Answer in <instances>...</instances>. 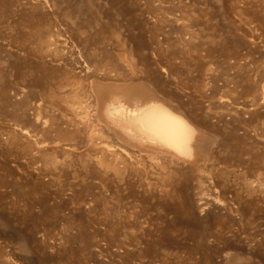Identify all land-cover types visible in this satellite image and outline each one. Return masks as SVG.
Here are the masks:
<instances>
[{"label": "rangeland", "instance_id": "374dc122", "mask_svg": "<svg viewBox=\"0 0 264 264\" xmlns=\"http://www.w3.org/2000/svg\"><path fill=\"white\" fill-rule=\"evenodd\" d=\"M78 25H132L130 32H122L144 39V54L153 67L157 54L170 51L180 66L179 59L187 55L182 44L192 32L195 44L224 46L230 59L222 69L208 65L204 52L198 54L203 67L194 75L200 78V92L188 90L182 98L193 100L215 127L239 141L246 165L231 167L232 194L240 198L243 184L253 189L257 175L262 194L241 201L231 195L226 203L202 209L195 204L193 214L182 219L116 212L140 211L141 204L65 200L72 191L60 189L55 170L40 175L43 100L34 68L41 64L55 70L56 64L37 52L32 32L38 28L53 49L59 31L75 43ZM106 46L118 52L115 41ZM226 77L244 81L230 101L224 99L227 110L215 100L208 110L212 88L217 99L224 97ZM259 94L255 109L252 99ZM46 106L56 115L49 102ZM11 135L33 148L12 147ZM54 147L49 149L55 159H64ZM66 159L67 182L78 183L79 168L68 167ZM243 174L245 182L238 181ZM0 177V264H264V0H0ZM106 208L116 213L106 216ZM113 224L118 231H112Z\"/></svg>", "mask_w": 264, "mask_h": 264}, {"label": "bare ground", "instance_id": "6f19581e", "mask_svg": "<svg viewBox=\"0 0 264 264\" xmlns=\"http://www.w3.org/2000/svg\"><path fill=\"white\" fill-rule=\"evenodd\" d=\"M130 26L78 25L74 27L75 43L59 31L53 49H48L38 28L32 32L37 52L47 54L56 64L55 70L41 64L34 68L43 100L38 114L40 175L46 177L49 169L55 170L60 189L72 191L65 200L143 205L140 211L132 207L127 212L116 211L130 216L182 219L193 214L195 204L202 209L203 205L226 203L231 195L241 201L262 194L259 175L253 191L243 184L240 198L238 193L232 194L231 167L246 165L245 154L237 147L239 141L232 132L226 134L215 127L193 100L184 99L188 90L200 92V78L198 73L194 75L203 67L198 54L204 52L208 65L222 69L230 53H223L224 46L217 43L195 44L196 33L192 32L182 44L187 55L179 59L180 66L175 65L176 54L170 51L157 54L153 67L144 54V39L122 32H130ZM111 40L119 45L118 52L107 49ZM233 79L226 77L224 97L217 99L212 88L208 110L214 100L219 109L227 110L224 99L230 101L234 88L244 81ZM171 80L174 90L168 89ZM261 100L260 94L253 97V108ZM47 102L56 115L46 109ZM9 144L33 148L29 142L21 146L15 135L10 136ZM50 144L58 155L67 157L68 167L78 166L74 176L78 183L67 182L65 161L55 159ZM244 179L243 174L238 181ZM2 180L0 177V185ZM227 211L232 213L229 207ZM116 212L105 210L106 216Z\"/></svg>", "mask_w": 264, "mask_h": 264}]
</instances>
